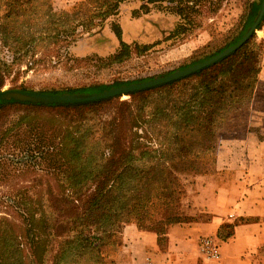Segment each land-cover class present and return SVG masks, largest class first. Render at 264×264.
I'll return each instance as SVG.
<instances>
[{
    "label": "trees",
    "instance_id": "obj_1",
    "mask_svg": "<svg viewBox=\"0 0 264 264\" xmlns=\"http://www.w3.org/2000/svg\"><path fill=\"white\" fill-rule=\"evenodd\" d=\"M125 1L128 0H87L71 14L55 13L51 0L0 2V91L15 65L31 63L44 34L66 40L71 30L67 19L71 17L82 31L98 27L116 15ZM142 1L140 10L144 13L151 4L196 3ZM262 2L254 0L250 4L240 29L224 45L179 69L235 45L253 24ZM263 27L264 17L257 30ZM113 31L120 41L114 60L122 62L131 54V47L123 41L120 25H114ZM255 39L256 33L215 64L177 81L131 93L127 101H114L120 97L64 105L0 101V114L15 105L53 112L37 121L36 116L15 121L5 135L15 132L19 136L16 142L21 143L25 154L41 155L44 167L55 175L57 186V190L47 189V194L51 191L54 195L49 200L52 206L41 205V199V207L28 210L24 235L23 229L20 234L2 231L0 264H26L22 249L25 244L20 241L24 237L30 245L35 244L36 264H108L104 249L115 244L125 225L133 223L140 230L155 231L163 243L170 225L192 221L171 213L174 169L189 165L196 170L203 158L217 151L219 132L238 118L254 98L263 60ZM5 51L12 56L10 65L2 57ZM148 80L151 79L42 92L99 93ZM9 89L33 91L16 86ZM212 170L215 168L199 174ZM251 172L264 182V167ZM157 206L162 212L155 209ZM251 220L222 226L218 239L228 240L235 225Z\"/></svg>",
    "mask_w": 264,
    "mask_h": 264
},
{
    "label": "rangeland",
    "instance_id": "obj_2",
    "mask_svg": "<svg viewBox=\"0 0 264 264\" xmlns=\"http://www.w3.org/2000/svg\"><path fill=\"white\" fill-rule=\"evenodd\" d=\"M86 1L51 0V5L57 14H71ZM253 1L196 0V3L179 6L162 2L149 5L148 12L144 13L140 10L142 0H128L119 6L116 15L101 20L98 27L86 31H82L71 17L67 19L71 26L69 37L61 40L53 37L54 34L51 37L44 34L31 63L15 65L4 89L16 86L38 92L62 91L164 76L224 45L240 29ZM114 25H120L122 39L131 47V54L122 62L114 60L120 50ZM255 41L263 53V69L264 27L256 32ZM145 46L147 49H143ZM2 57L7 64L12 63L8 52L5 51ZM259 78L252 101L238 118L229 121L219 132L217 151L203 158L198 164L199 169L189 165L174 169L172 215L189 217L192 221L204 218L205 214L194 217L186 214L196 208L199 177L221 179L226 172L233 173L237 169L259 171L264 167V79ZM129 99V96H123L114 101ZM50 114L53 112L23 105L12 106L0 114V236L2 231L20 234L22 229L24 235L23 222L28 210L41 207L38 206L41 199V205L52 206L49 200L53 199V194L51 191L47 194V189L57 190L55 175L44 167L41 155L25 154L20 149L22 145L16 142L19 136L16 137L15 132L5 135L15 121L34 116L37 121ZM43 121L52 125L48 120ZM255 160L256 165L253 164ZM221 167L226 170L219 169ZM212 168L215 171L199 174ZM155 209L162 212L159 206ZM177 211L185 215H178ZM20 241L25 244L22 248L25 263L36 264L35 244L30 245V240L25 237ZM120 246L121 237L117 235L115 244L104 249L108 264H118Z\"/></svg>",
    "mask_w": 264,
    "mask_h": 264
},
{
    "label": "crops",
    "instance_id": "obj_3",
    "mask_svg": "<svg viewBox=\"0 0 264 264\" xmlns=\"http://www.w3.org/2000/svg\"><path fill=\"white\" fill-rule=\"evenodd\" d=\"M262 34V31L258 32ZM260 77L264 79V63ZM251 171L237 169L224 177H199L195 209L189 216L205 214L201 220L168 227L165 242L155 231L140 230L135 224L123 227L118 264H264V182ZM180 210V208L178 209ZM178 215H185L179 213ZM242 219L233 236L219 240L218 261L206 259L199 250L203 237L218 238L220 228Z\"/></svg>",
    "mask_w": 264,
    "mask_h": 264
},
{
    "label": "water",
    "instance_id": "obj_4",
    "mask_svg": "<svg viewBox=\"0 0 264 264\" xmlns=\"http://www.w3.org/2000/svg\"><path fill=\"white\" fill-rule=\"evenodd\" d=\"M264 17V0L253 24L247 29L243 37L233 46L225 49L214 57L207 59L203 62L197 63L193 66L184 69H177L171 74L159 76L157 78L143 81L139 83H131L129 85H122L120 87H112L109 90H104L99 93H64V94H49L38 91H26L18 89H3L0 91V101L15 100L20 102H27L33 104L52 105V104H79L87 102H96L100 100L114 99L117 97L128 96L131 93L142 91L145 89L154 88L163 84L177 81L181 78L190 76L208 66H211L219 60L227 57L231 53L241 48L254 33L258 30L262 19Z\"/></svg>",
    "mask_w": 264,
    "mask_h": 264
},
{
    "label": "built area",
    "instance_id": "obj_5",
    "mask_svg": "<svg viewBox=\"0 0 264 264\" xmlns=\"http://www.w3.org/2000/svg\"><path fill=\"white\" fill-rule=\"evenodd\" d=\"M199 250L208 260L218 261L220 258L219 240L216 237L207 236L199 241Z\"/></svg>",
    "mask_w": 264,
    "mask_h": 264
}]
</instances>
